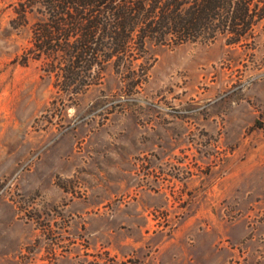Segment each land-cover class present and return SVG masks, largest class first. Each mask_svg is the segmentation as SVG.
<instances>
[{"label": "rangeland", "instance_id": "obj_1", "mask_svg": "<svg viewBox=\"0 0 264 264\" xmlns=\"http://www.w3.org/2000/svg\"><path fill=\"white\" fill-rule=\"evenodd\" d=\"M42 18L0 0V264H264V22L76 94L24 63Z\"/></svg>", "mask_w": 264, "mask_h": 264}, {"label": "trees", "instance_id": "obj_2", "mask_svg": "<svg viewBox=\"0 0 264 264\" xmlns=\"http://www.w3.org/2000/svg\"><path fill=\"white\" fill-rule=\"evenodd\" d=\"M43 18L24 56L43 59L62 85L80 86L101 79L112 65L123 81L142 82L152 66L151 42L183 44L227 36V44L254 37L264 22L260 0H35ZM22 15L25 17L26 10ZM97 69V75L91 71ZM145 72V73H144ZM79 88V89H78Z\"/></svg>", "mask_w": 264, "mask_h": 264}]
</instances>
